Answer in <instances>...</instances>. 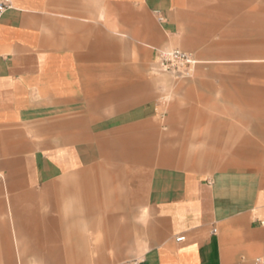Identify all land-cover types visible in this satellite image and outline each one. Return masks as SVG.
<instances>
[{
	"label": "crops",
	"instance_id": "1",
	"mask_svg": "<svg viewBox=\"0 0 264 264\" xmlns=\"http://www.w3.org/2000/svg\"><path fill=\"white\" fill-rule=\"evenodd\" d=\"M242 3L240 12L250 15L247 21L262 40L264 0ZM11 4L0 18V264H63L60 255L85 244V236L74 234L79 224L88 228L101 220L114 226L115 209L106 212L105 206L114 208L110 199H116L135 208L138 191L149 214V246L135 264H264L262 178L170 168L165 165L171 153L163 145L157 150L161 166L151 168L152 130L117 135L104 128L145 124L137 109L121 112L119 105L108 107L112 111L106 117L103 79L119 75L104 63L120 61L122 44L158 43L160 29L171 34L179 16L207 6L209 12L223 9L231 21L233 0ZM109 47L117 53L112 59L106 55ZM263 53L258 46L256 56ZM135 96V103L147 98L146 93ZM197 109L188 108L184 125L195 123ZM246 117L241 125L264 126L263 109L247 110ZM205 120L217 124L213 116ZM252 134H240L237 151L264 141V130ZM189 135L184 130L177 141H217ZM114 177L129 186L124 195L111 193Z\"/></svg>",
	"mask_w": 264,
	"mask_h": 264
},
{
	"label": "rangeland",
	"instance_id": "2",
	"mask_svg": "<svg viewBox=\"0 0 264 264\" xmlns=\"http://www.w3.org/2000/svg\"><path fill=\"white\" fill-rule=\"evenodd\" d=\"M233 5L231 21L223 9L216 12L218 8H215L214 12L212 8L213 12H209L207 6L201 13L179 16L177 29L171 34L162 31L154 22L160 29V42L135 46L122 44L120 61L104 63L106 70H118L119 75L103 79L106 117L112 111L108 109L112 105H119L121 112L137 109L141 118L145 117L141 120L145 124L140 127L104 128L117 135L152 130L156 153L149 160L151 168L161 166L157 150L163 145L171 153L170 163L165 165L170 168L208 176L221 171L240 172L264 181V141L248 142L242 151L236 150L240 134L254 138L255 130H264V126L241 125V118H248L247 110L249 113L258 107L264 110V53L256 56L258 46L264 52V32L263 39L259 37L258 40L255 24L247 21L250 15L240 12L242 0H233ZM258 41L261 45H257ZM174 48L189 52L198 62L188 79H178L154 69L156 51ZM115 54L112 47L106 50L111 59ZM244 86H248L249 91L243 90ZM255 87L263 88V92L251 93ZM136 93H146V100L135 103ZM191 106L198 109L195 110V123L187 126L183 121ZM212 116L216 118V125L205 120ZM184 130H188V137H210L217 141H177ZM122 146L125 148L123 143ZM108 166L117 168L119 164L109 163ZM114 179L111 193L124 195L129 186L117 177ZM111 200L115 207L107 205L105 210L115 209L116 224L111 226L101 220L89 222L88 228L86 223L79 224L74 234L85 236V244L83 247L74 245L73 253L60 255L63 264H135L142 258L149 246V214L141 193L138 191L135 208L120 206L118 199Z\"/></svg>",
	"mask_w": 264,
	"mask_h": 264
},
{
	"label": "built area",
	"instance_id": "3",
	"mask_svg": "<svg viewBox=\"0 0 264 264\" xmlns=\"http://www.w3.org/2000/svg\"><path fill=\"white\" fill-rule=\"evenodd\" d=\"M11 8V0H0V18ZM154 15L158 22H164V18L159 11H154ZM156 54L154 69L160 72L169 73L178 79L190 78L198 63L192 54L180 49L157 50ZM261 224L264 225V222ZM183 239V237H178L176 240L182 241Z\"/></svg>",
	"mask_w": 264,
	"mask_h": 264
}]
</instances>
